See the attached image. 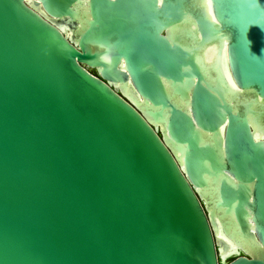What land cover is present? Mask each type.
Segmentation results:
<instances>
[{
    "label": "water",
    "instance_id": "water-1",
    "mask_svg": "<svg viewBox=\"0 0 264 264\" xmlns=\"http://www.w3.org/2000/svg\"><path fill=\"white\" fill-rule=\"evenodd\" d=\"M176 2L0 0V264H264V0Z\"/></svg>",
    "mask_w": 264,
    "mask_h": 264
},
{
    "label": "rangeland",
    "instance_id": "rangeland-1",
    "mask_svg": "<svg viewBox=\"0 0 264 264\" xmlns=\"http://www.w3.org/2000/svg\"><path fill=\"white\" fill-rule=\"evenodd\" d=\"M177 9L175 10L176 11V15L180 16L182 15L185 11H187L188 9V0H177ZM122 4V3H121ZM121 4L119 5V9L120 11L123 12V7L121 6ZM135 11H137V7L135 6ZM190 10H191V13H193V9L190 7ZM194 14V13H193ZM239 235V234H238ZM231 259V257H227L224 262H227Z\"/></svg>",
    "mask_w": 264,
    "mask_h": 264
},
{
    "label": "bare ground",
    "instance_id": "bare-ground-1",
    "mask_svg": "<svg viewBox=\"0 0 264 264\" xmlns=\"http://www.w3.org/2000/svg\"><path fill=\"white\" fill-rule=\"evenodd\" d=\"M62 28H63L64 32H65V33L68 35V32H67V30H65V29H64V27H62ZM233 251H234V250H233ZM228 252H229V251H228Z\"/></svg>",
    "mask_w": 264,
    "mask_h": 264
},
{
    "label": "flooded vegetation",
    "instance_id": "flooded-vegetation-1",
    "mask_svg": "<svg viewBox=\"0 0 264 264\" xmlns=\"http://www.w3.org/2000/svg\"><path fill=\"white\" fill-rule=\"evenodd\" d=\"M90 72H91L92 74H94V75H95V72H94V70H90Z\"/></svg>",
    "mask_w": 264,
    "mask_h": 264
}]
</instances>
